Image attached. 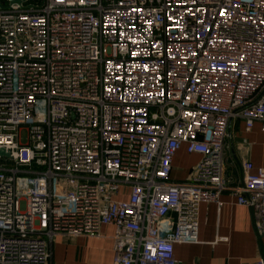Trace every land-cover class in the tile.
Masks as SVG:
<instances>
[{"label":"built area","instance_id":"built-area-1","mask_svg":"<svg viewBox=\"0 0 264 264\" xmlns=\"http://www.w3.org/2000/svg\"><path fill=\"white\" fill-rule=\"evenodd\" d=\"M235 119L264 131V0H0V264L104 225L111 264H178L227 189L264 235V168L225 177Z\"/></svg>","mask_w":264,"mask_h":264},{"label":"crops","instance_id":"crops-1","mask_svg":"<svg viewBox=\"0 0 264 264\" xmlns=\"http://www.w3.org/2000/svg\"><path fill=\"white\" fill-rule=\"evenodd\" d=\"M225 177L231 186L243 179L242 162L249 160L252 171L264 168V131L256 122L246 131L242 119L229 127ZM201 156L183 146L173 162L171 180H187ZM174 216V213H171ZM102 236L57 237L51 244L52 264H111L114 227L104 225ZM178 264H259L264 260V235L256 233L250 209L237 202L232 189L225 190L219 201L202 202L198 210V242L176 243Z\"/></svg>","mask_w":264,"mask_h":264},{"label":"water","instance_id":"water-1","mask_svg":"<svg viewBox=\"0 0 264 264\" xmlns=\"http://www.w3.org/2000/svg\"><path fill=\"white\" fill-rule=\"evenodd\" d=\"M10 1L11 2H19L20 0H10ZM0 155L9 157V154L3 148H0Z\"/></svg>","mask_w":264,"mask_h":264},{"label":"rangeland","instance_id":"rangeland-1","mask_svg":"<svg viewBox=\"0 0 264 264\" xmlns=\"http://www.w3.org/2000/svg\"><path fill=\"white\" fill-rule=\"evenodd\" d=\"M21 136H22V140L23 141H26V137H27V131H26V129H23L21 131Z\"/></svg>","mask_w":264,"mask_h":264}]
</instances>
